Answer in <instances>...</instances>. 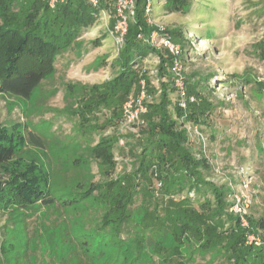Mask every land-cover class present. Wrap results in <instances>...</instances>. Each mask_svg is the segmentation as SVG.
<instances>
[{
	"label": "trees",
	"instance_id": "obj_1",
	"mask_svg": "<svg viewBox=\"0 0 264 264\" xmlns=\"http://www.w3.org/2000/svg\"><path fill=\"white\" fill-rule=\"evenodd\" d=\"M13 1L0 0V69L6 71V76H0L2 95L12 87L29 96L36 87L38 89L41 81L55 74L58 61L62 65L66 59V65L71 63L74 55H83L85 42L82 38L90 30L103 31L91 40L94 48L100 47L108 36L112 38L114 20L110 18L107 26L101 13L111 15L115 9L114 0H100L97 6L87 0H66L55 8H50L46 0H26L27 4L22 8L26 12L23 20H20V13L18 16L13 13ZM148 1L152 5V19H156L162 4L163 10L171 13L188 12L191 3L197 2L136 0L135 15L130 20L124 45L110 63L112 77L88 88L86 84L76 82L65 85L69 94L79 98L76 109L71 112L78 116L79 122L87 123L88 129L83 125L75 128L82 133L88 148L72 160L80 174L69 182L76 181L71 186L77 187V193L72 196L67 192V197L62 198L64 201L58 203L62 211L73 205L77 215L81 209L87 210V222L95 225L90 230L92 240L99 237L91 250L92 242L80 244L70 236L64 245L67 248L65 255L78 264L89 261L90 264H191L193 254L198 252L202 256L208 254L210 261L225 255L232 264H255L250 255L255 247L245 245L241 236L244 233L241 217L230 210L234 204L230 196L238 188L232 182L220 183L209 178L210 162L207 157L196 154V142L191 136L192 126L205 123V118L215 108L199 89L205 88L204 84L213 74L185 76L187 92L194 95L195 100L182 108L178 92L175 98L172 94L176 87L167 68L171 56L159 54L156 79L160 91L151 103L145 102L147 112L126 128V125L124 128L119 126V138L101 136L94 142L89 134L95 127L106 129L110 124H121L122 104L134 88L139 92L142 79L147 94L150 92L152 80L142 67L151 53L159 52L145 39L155 30L145 16ZM261 7L263 13L264 2ZM201 15L206 22L211 12L203 11ZM210 27L207 26L208 35H212ZM170 31L178 41H183L181 32ZM140 33L144 38L138 37ZM257 47L264 60V39ZM86 50L88 53L89 46ZM184 52L182 50L181 56ZM25 59L31 60L29 70L23 66ZM234 77L251 84L253 99H264V82L258 81L250 72ZM103 108L111 115L108 120L98 123L94 112ZM129 133L134 141L125 139ZM27 136L31 134L26 123L0 121V210L7 211V224H10L4 227L3 236H0V264H43L27 258L31 240L25 239L22 232L27 230V210L39 202L48 206L56 202L52 187L54 177L48 155L44 149L35 152L28 148ZM116 144L125 148V155L129 153L133 160L127 162L132 167L131 172L115 176ZM92 161L102 180L93 181ZM56 205L53 209H57ZM65 217H68L66 213ZM250 220L254 227H264V218ZM184 245L187 247L184 248L186 259L179 261L177 255H181ZM260 261L258 263L263 264V260Z\"/></svg>",
	"mask_w": 264,
	"mask_h": 264
},
{
	"label": "rangeland",
	"instance_id": "obj_2",
	"mask_svg": "<svg viewBox=\"0 0 264 264\" xmlns=\"http://www.w3.org/2000/svg\"><path fill=\"white\" fill-rule=\"evenodd\" d=\"M25 1L14 0L13 7H11L15 15L18 16L20 13V20L26 16V12L22 11L23 6L27 4ZM46 1L50 8H55L62 2L58 0L54 6H51L49 0ZM195 1L197 2L191 3L188 12L168 13L163 10L162 4L158 9L156 19H152L151 25L159 30L157 33L159 39L168 36L180 45L181 50L185 51L181 56L185 76L213 74L210 81L204 84L205 88L200 87L199 89L205 97H209V101L215 105V108L207 115L205 123L195 124L192 126L193 129H190L191 136L196 142L194 149L198 156L208 158L211 165L208 176L212 180L220 183L232 182L238 189V182L241 183L242 180L250 182L246 191L250 199L249 217H246L249 226L247 227V224L242 226L240 222L241 228H244L241 236L245 245L255 247L250 254L255 264L256 262L262 264L258 263L260 260H263L264 264V227L260 225L254 227L250 220L252 218L258 221L264 218V99L260 101L253 99L251 84L233 79L235 74L250 72L258 81L264 82V60L257 51V44L264 39V12H260L264 0ZM203 11L211 12L206 22L202 19ZM101 15L106 16V24L109 26L111 20L109 14L101 13ZM99 24L101 28L104 27L101 20ZM207 26H211L212 35H208ZM170 30L181 32L183 41H178V37L174 36ZM99 32L103 31L92 29L85 33L82 38L85 42L83 55L81 57L74 55L71 63L66 65V59L63 60L62 65L58 61L55 74L41 81L38 89L36 87L29 96L18 93L19 91L12 87L8 88V92L3 95L0 93V121L17 120L26 123L27 130L31 134L27 136L28 148L35 152L44 149L53 169L52 187L55 190L53 194L56 202L49 206L44 202H39L38 205L27 210L26 234L22 232L25 239L29 242L31 240L30 249H27V258L31 257L36 263L78 264L75 259L67 258L65 255L67 248L64 245L68 243V238L72 236L84 245L92 242L91 250L99 240L97 236L92 240L90 230L95 225L92 226L87 222V210L81 209L77 215L76 207L72 208L73 205L66 206L65 211H62L58 203L64 201L62 198L67 197V192H70L72 196L73 193H77V187L71 186L76 181L69 182L78 178L80 174L72 165V160L88 148L85 138H82V133L77 130L79 125L80 128L83 125L85 129H88L87 123L79 122L78 116L71 112L76 109L79 98L75 99L72 94H69L65 85L68 82H76L86 84L88 88L93 84L109 80L113 74L110 63L117 56L113 38L108 36L98 48L90 44L91 40L100 34ZM88 46L89 52L87 53ZM157 48L159 53H151L142 67V71H146L147 77L152 80L149 89V103L158 96L157 91H160L159 81L156 79L159 74V54L166 53L171 56L168 50ZM23 66L27 70L31 69V60L28 62L25 59ZM167 68L170 70V65H167ZM0 76H6L5 69H0ZM142 80L145 82L144 79ZM136 93L137 90L134 88L122 104L121 124L118 123L119 125L116 126L110 124L106 129L95 127L89 133L95 140L94 142L101 136L121 137L118 128L124 126L123 105L129 99L136 97L135 95L138 94ZM172 94L175 98L177 90ZM94 113L97 115L98 123L108 120L111 115L110 111L105 108L96 110ZM125 139L134 141L135 138L129 133ZM125 152V148L116 144L115 176L120 173H129L132 170L127 162L133 160V156L129 153L125 155ZM1 171L0 168V178L2 177ZM91 174L94 175L93 181L102 180L94 161L91 163ZM55 205L57 209H53ZM65 213L68 215L67 218ZM5 226H10L7 224V211L0 210V236H3ZM256 236L260 237L259 242L255 240ZM184 248L187 247L184 245L181 248V255H177L179 261L186 259ZM62 255H65L64 258L61 257ZM193 257L194 262L191 264H232L225 255H219L213 261L209 260L208 254L202 256L196 252ZM82 264H90V261Z\"/></svg>",
	"mask_w": 264,
	"mask_h": 264
},
{
	"label": "built area",
	"instance_id": "obj_3",
	"mask_svg": "<svg viewBox=\"0 0 264 264\" xmlns=\"http://www.w3.org/2000/svg\"><path fill=\"white\" fill-rule=\"evenodd\" d=\"M58 0H49L51 6L55 5V2ZM62 2H66V0H59ZM91 5L97 6L100 0H87ZM135 6L136 0H114V12L109 15L110 18H113L114 24L111 27V35L113 38V45L116 50H119L124 45V40L126 33L129 28L130 20L133 19L135 15ZM151 9L152 5L148 1L145 7V16L146 20L149 24L152 23L151 18ZM157 29L153 30V32L145 38L152 46L159 47V49L168 50L171 54V62H170V70L173 76V84L176 87L179 98V105L182 108H186L188 102H192L195 100L194 95H190L187 92L185 75L183 72V65L181 60V52L180 45L176 44V42L172 41L168 36H160L159 39ZM138 37L144 38L143 33L138 34ZM163 46H159V45ZM164 47V48H163ZM158 49V48H157ZM150 99V95L147 94L146 84L142 80L141 87L136 95V97L129 99L123 105V123L124 125H130L137 122L141 115L147 112L148 108L145 104L146 101ZM120 144L123 145L124 141L121 139ZM242 184L239 186V189L234 192L230 198L234 201V204L231 207V211L238 214L241 217V225L249 226L247 222V215L250 206V199L246 195V191L248 190V186L250 182L247 180H242ZM256 241L259 242V236H256Z\"/></svg>",
	"mask_w": 264,
	"mask_h": 264
},
{
	"label": "crops",
	"instance_id": "obj_4",
	"mask_svg": "<svg viewBox=\"0 0 264 264\" xmlns=\"http://www.w3.org/2000/svg\"><path fill=\"white\" fill-rule=\"evenodd\" d=\"M105 14H109V13L104 12V15H105ZM103 23L106 24V16L103 17Z\"/></svg>",
	"mask_w": 264,
	"mask_h": 264
}]
</instances>
